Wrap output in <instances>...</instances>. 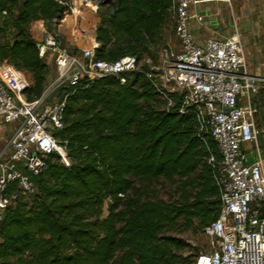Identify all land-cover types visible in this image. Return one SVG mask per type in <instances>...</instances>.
Returning <instances> with one entry per match:
<instances>
[{
    "label": "trees",
    "instance_id": "trees-1",
    "mask_svg": "<svg viewBox=\"0 0 264 264\" xmlns=\"http://www.w3.org/2000/svg\"><path fill=\"white\" fill-rule=\"evenodd\" d=\"M174 4L116 0L95 29L97 57L141 60ZM69 12L61 0H0V61L31 74L30 101L50 75L30 26L59 23ZM147 69L141 65L126 83L103 76L62 88L65 126L54 135L66 144L70 166L51 154L34 177L37 192L6 211L0 264H183L187 242L169 229L183 220L186 229L197 223L204 231L218 218L221 191L209 161L220 160L218 146L195 105L180 112L178 92L170 93L173 105L160 101ZM162 180L175 185L168 200L154 195Z\"/></svg>",
    "mask_w": 264,
    "mask_h": 264
},
{
    "label": "built area",
    "instance_id": "built-area-1",
    "mask_svg": "<svg viewBox=\"0 0 264 264\" xmlns=\"http://www.w3.org/2000/svg\"><path fill=\"white\" fill-rule=\"evenodd\" d=\"M206 1L175 0L178 48H161L158 65L148 59L145 74L168 107L174 104L170 93L178 92L183 104L180 112L184 106L201 108L197 112L201 128L209 130L221 155L218 161L209 158L216 168L221 212L204 228L209 249L200 254L196 264H264V149L260 143L261 137L264 141V69L249 63L242 30L246 17L235 11L233 0H214L227 4L230 32L197 37L194 24L222 16L219 8L202 11L200 4ZM61 2L70 11L63 21L70 13L85 21L87 10L96 9L83 0ZM90 22L95 26V19ZM36 42L40 57L53 59L57 72L39 98L28 100L26 90L31 81L13 64L0 61V119L16 125L0 151V224L20 198L28 199L37 192L34 177L47 167L51 154H58L60 161L70 166L66 144L54 135L65 126L68 93L62 88H73L84 78L94 81L103 76L126 83L129 75L141 68L136 55L117 60L97 57V38L82 51L69 50L46 30ZM58 89V95L50 100ZM246 144L250 148L246 149ZM253 154L257 159L251 161Z\"/></svg>",
    "mask_w": 264,
    "mask_h": 264
},
{
    "label": "rangeland",
    "instance_id": "rangeland-1",
    "mask_svg": "<svg viewBox=\"0 0 264 264\" xmlns=\"http://www.w3.org/2000/svg\"><path fill=\"white\" fill-rule=\"evenodd\" d=\"M72 3L73 0H68ZM116 0H83L85 5L90 7H96V13L100 16L101 19H106L110 10L115 6ZM235 11L238 14H242L246 17L251 23L252 34H246V41L245 46L251 47L250 52L251 55V63L255 64L254 68H256L259 63H264V0H247L245 3H241L240 5H235ZM77 18V19H76ZM67 20L65 23H74L76 20H79V17H76L75 14H69L66 18ZM63 21V20H62ZM61 22H48L43 23L36 22L30 26V32L34 38V34L36 33V38H40V32L46 30L48 33L54 35L62 44L64 41V31L63 27L61 30ZM99 21V22H100ZM43 25V26H41ZM98 25V24H97ZM40 26V27H39ZM97 27V26H96ZM35 39V38H34ZM36 40V39H35ZM172 46L174 48H178V39L176 34L175 28V15L172 11L169 15L166 23L161 28L158 33V42L152 45V51L147 53L141 59V65L148 66L147 60L150 59L151 63L154 65H158L159 62V51L161 48L165 46ZM154 51V55L152 56V52ZM256 54L260 58H256ZM45 61L48 63L50 68V75L48 78L47 88L56 78V66L55 62L51 58H45ZM26 77L31 81V74L27 71H23ZM60 89L56 90L54 93L51 94L49 97L51 100H54L55 96L58 95ZM161 102L164 103V100L161 96H159ZM198 111H201V108H197ZM262 115L264 117V109L262 110ZM264 122H261L262 125ZM175 185L169 181L162 180L154 189V195L159 199L168 200L170 196L173 194ZM107 211H105V215ZM168 233L176 236L183 237L186 242L187 246L183 249L180 253L183 256V264H196V261L202 252H206L209 249V239L205 236L203 232V228H198L196 223V228L186 229L185 225L183 224V220H179L171 229H169Z\"/></svg>",
    "mask_w": 264,
    "mask_h": 264
},
{
    "label": "crops",
    "instance_id": "crops-1",
    "mask_svg": "<svg viewBox=\"0 0 264 264\" xmlns=\"http://www.w3.org/2000/svg\"><path fill=\"white\" fill-rule=\"evenodd\" d=\"M235 5H240L241 3H245L247 0H233ZM94 7V6H92ZM214 8H219L222 11V16L218 17H207L205 22L202 25H195L194 24V32L197 35L198 38L202 39L210 35H215V36H224L228 34L231 30L230 23L228 22V14H227V4L222 2V1H214V0H209L206 1L202 4H200V9L204 11L205 13H209L210 10ZM96 9L89 8L86 12V19L87 20H79L77 21V24L75 25L74 23H65V21H62L61 23V30L62 27L64 31H62L64 35V43L63 45L66 46L69 50L72 51H82L84 48L90 46L92 40L96 38L95 34V29L96 25L98 24L100 20V16H96ZM95 19L96 24L95 26H92L90 20ZM43 26V25H41ZM40 27V26H39ZM243 34L244 37L248 33L249 35L252 34V28H251V23L248 20L243 21ZM40 35L42 38V31L40 32ZM36 33L34 34V38L36 40L40 38H36ZM246 41V37H245ZM251 47L246 46V52L248 55L249 63L250 65H255L251 63V55L250 52L252 50L250 49ZM256 58H260L256 54ZM261 66L262 69H264V63L262 62L259 63V65L256 66ZM16 125L14 123H5L3 120L0 119V151L5 147L8 139L11 137L12 133L15 130ZM260 143L262 148L264 149V141H262V137L260 138ZM246 149L250 148V144L244 145ZM257 159L256 155H252L250 157L251 161H254Z\"/></svg>",
    "mask_w": 264,
    "mask_h": 264
},
{
    "label": "water",
    "instance_id": "water-1",
    "mask_svg": "<svg viewBox=\"0 0 264 264\" xmlns=\"http://www.w3.org/2000/svg\"><path fill=\"white\" fill-rule=\"evenodd\" d=\"M261 210H262L261 218H263L264 217V205L262 206Z\"/></svg>",
    "mask_w": 264,
    "mask_h": 264
}]
</instances>
